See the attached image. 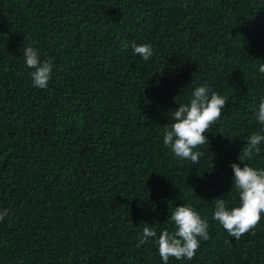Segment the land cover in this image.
Masks as SVG:
<instances>
[{"label": "trees", "instance_id": "1", "mask_svg": "<svg viewBox=\"0 0 264 264\" xmlns=\"http://www.w3.org/2000/svg\"><path fill=\"white\" fill-rule=\"evenodd\" d=\"M27 46L54 65L46 89ZM261 63L264 0H0V264H163L156 240L183 205L210 238L168 264H264V213L239 240L213 219L216 199L239 206L232 164L264 169V142L237 159L264 135ZM204 85L227 103L192 163L164 132ZM145 224L157 237L138 247Z\"/></svg>", "mask_w": 264, "mask_h": 264}, {"label": "clouds", "instance_id": "2", "mask_svg": "<svg viewBox=\"0 0 264 264\" xmlns=\"http://www.w3.org/2000/svg\"><path fill=\"white\" fill-rule=\"evenodd\" d=\"M131 47L145 61L153 56L150 44L137 45L135 42L125 41L123 48ZM25 64L31 69L29 75L34 86L46 89L53 71L51 60L42 62L38 50L31 46L23 49ZM259 72L264 74V63L259 66ZM209 87L199 86L191 94L188 104H181L173 111L174 122L165 126L164 145L169 147L176 157L198 163L203 153L198 150L201 145H208L206 133L209 127L222 116L227 100L216 92L209 95ZM257 121L264 125V99L259 104L256 113ZM264 142V135L259 132L251 134L246 145L241 149L238 161L251 159L253 153L259 154L260 145ZM243 164V163H242ZM234 173V187L239 195V206L229 210L222 198L215 200L213 219L218 221L227 233L239 240L245 233H249L260 223L264 213V169H256L243 164L231 165ZM7 209L0 210V222L8 216ZM175 229L171 232L163 231L158 239V251L163 264H168L170 258L192 260L200 247L201 240L210 238L206 219L192 206L176 207L171 215ZM158 223V222H157ZM157 233L152 226L145 224L142 235L138 236V247L156 238Z\"/></svg>", "mask_w": 264, "mask_h": 264}]
</instances>
